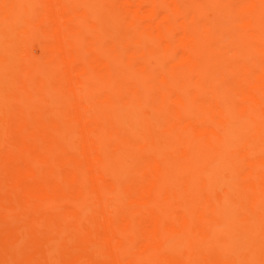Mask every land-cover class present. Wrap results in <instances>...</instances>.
<instances>
[{"label":"bare ground","instance_id":"6f19581e","mask_svg":"<svg viewBox=\"0 0 264 264\" xmlns=\"http://www.w3.org/2000/svg\"><path fill=\"white\" fill-rule=\"evenodd\" d=\"M0 247L264 264V0H0Z\"/></svg>","mask_w":264,"mask_h":264},{"label":"rangeland","instance_id":"374dc122","mask_svg":"<svg viewBox=\"0 0 264 264\" xmlns=\"http://www.w3.org/2000/svg\"><path fill=\"white\" fill-rule=\"evenodd\" d=\"M118 104L121 105L122 102H121V101H118ZM218 193H219V194H218ZM220 194H221L222 196H221ZM215 195H216V197H217L218 200H222V199L225 197L226 193H225V192H220V191H219V192H217ZM221 198H222V199H221ZM176 247H177V246H176ZM176 247H175V248H176ZM0 248H1L0 250L3 251V252L0 251V253H5V252L8 253V252H9L8 254H11V256H9V255L6 254V253H5L4 255H5V256L8 255V256H9L8 258L11 257L12 259L18 257L19 252L22 253L21 250H20L19 248H18L17 250H15V248L12 249V250H11V249L7 250V249H8V248H7V249H6L7 251H4L5 249H4L3 247H0ZM175 248L173 249V251L175 252V254H177L178 256H180V257H182V258H187V257H188V255H187L188 252H187V251H184L183 248H181V247H180V248L177 247L176 249H175ZM27 249H28V248H27ZM63 249H64V247H63ZM178 249H179V250H178ZM22 250H23V248H22ZM25 250H26V248H24L23 251H25ZM10 251H11V252H10ZM18 251H19V252H18ZM65 251H66V250H65ZM12 252H13V253H12ZM15 252H16V253H15ZM17 253H18V254H17ZM15 254H16V256H15ZM2 255H3V254H2ZM13 255H14L15 257H13ZM0 256H1V255H0ZM7 261L10 262L11 260L8 259Z\"/></svg>","mask_w":264,"mask_h":264}]
</instances>
